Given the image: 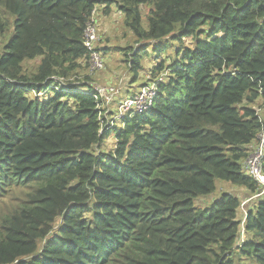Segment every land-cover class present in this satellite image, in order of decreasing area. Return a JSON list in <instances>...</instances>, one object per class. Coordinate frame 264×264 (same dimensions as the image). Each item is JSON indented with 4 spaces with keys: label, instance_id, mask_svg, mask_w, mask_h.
Masks as SVG:
<instances>
[{
    "label": "trees",
    "instance_id": "16d2710c",
    "mask_svg": "<svg viewBox=\"0 0 264 264\" xmlns=\"http://www.w3.org/2000/svg\"><path fill=\"white\" fill-rule=\"evenodd\" d=\"M112 7L151 48L123 49L131 84L143 56L147 84L162 76L115 126L70 80ZM261 120L264 0H0V199L24 190L0 209V264H264L263 189L243 170ZM218 182L240 191L197 208Z\"/></svg>",
    "mask_w": 264,
    "mask_h": 264
},
{
    "label": "rangeland",
    "instance_id": "374dc122",
    "mask_svg": "<svg viewBox=\"0 0 264 264\" xmlns=\"http://www.w3.org/2000/svg\"><path fill=\"white\" fill-rule=\"evenodd\" d=\"M97 12V23H98V29H99V40L96 46V50L101 54L104 51L112 52L110 56L104 57L102 60L104 62V68L102 71L99 72H91L89 70V66L87 64L81 63V68L79 69L77 75L74 77V75H71L70 80L73 82V84L80 83L81 85L83 83H88L92 88L96 87H112L115 90V96L112 100L109 102H106L104 105H102L100 108L105 110V117L107 119L114 117V115L117 113V103L120 100V95L124 94V90H121L122 88L119 86V81L122 79V81H126L128 85V90L124 98H127L133 94H135L140 88H142L145 84L149 82V72L151 68L154 66V58H151L149 56H143L141 59V64L144 69V71L139 75V78L131 84L132 79L130 74L128 73L127 78L124 77L123 72L127 71V65L124 64V62H120L126 59H130L131 57L127 58L123 54L127 53V50H130L134 52H140L143 49H148V53L150 54L151 48L149 47L150 44L147 43H140L136 44L135 38L132 36V34L129 32V30L125 27L123 22V17L118 13V11L115 9V7H112V12L108 16H104L101 12V8H96ZM107 48V49H103ZM123 49H127L125 52ZM168 52L165 54L164 57H171L173 56L172 51L173 48H169ZM105 53V52H104ZM169 58H166L168 60ZM117 59V60H116ZM117 61L116 64L112 65L113 62ZM39 61L35 62H28L27 67L29 69H32L38 64ZM104 71V72H103ZM103 73V77H98V73ZM126 74V73H125ZM115 77L114 81L111 83H103L105 81L104 77ZM78 82H75L77 81ZM153 81V80H152ZM39 100L43 99V95L39 94L37 95ZM257 106V105H256ZM254 106L255 110H257V107ZM112 119H110L111 121ZM109 121V122H110ZM116 123V122H115ZM119 124H110V126H115ZM111 128V127H110ZM114 146V140H113V133H110V136L102 143V150H113ZM24 190H15L13 193V197L10 199H0V209L5 207H10L13 203L18 201V198L22 196ZM236 191H240L239 188L233 187L229 184H225L222 182H218L216 186V191L209 197L206 198H200L196 201V207L197 208H211L213 203L219 199L220 194L223 192H231L236 193ZM239 194V193H238ZM242 192L239 194L240 198L242 197ZM264 195V191L260 193L259 197ZM258 196L251 197L250 204L256 199ZM250 204L245 201V199L242 201V205L240 209L238 210V219L241 220L242 224L240 227V242L244 239H246V235L244 233V227H243V221L245 218L246 213V207L249 208Z\"/></svg>",
    "mask_w": 264,
    "mask_h": 264
},
{
    "label": "built area",
    "instance_id": "2783aa9c",
    "mask_svg": "<svg viewBox=\"0 0 264 264\" xmlns=\"http://www.w3.org/2000/svg\"><path fill=\"white\" fill-rule=\"evenodd\" d=\"M98 32L97 12L94 10L83 36V46L88 52V59L86 62L91 72H98L104 68L101 54L96 50L99 40ZM160 81H162V76L159 77L156 82L150 85H144L135 94L120 100L117 113L111 118L110 124L116 121L119 122L122 118L131 114L142 113L151 108L157 95V82ZM93 91L96 93L95 99L99 98L102 100L101 106L104 105L105 101L109 102L112 100L116 93L112 87H96L93 88ZM253 109L255 108L253 107ZM255 111L257 113L260 112L258 108ZM261 123L262 129L257 134L254 145L250 147V154L243 162V170L250 178L256 181L264 191V173L262 171L264 162V120H261Z\"/></svg>",
    "mask_w": 264,
    "mask_h": 264
},
{
    "label": "crops",
    "instance_id": "0c3cea01",
    "mask_svg": "<svg viewBox=\"0 0 264 264\" xmlns=\"http://www.w3.org/2000/svg\"><path fill=\"white\" fill-rule=\"evenodd\" d=\"M103 49H107V48H103ZM111 54H113L111 51L110 52H108V51H105V53L103 52V53H101V57H102V60L104 59V57H106V56H110ZM117 60V59H116ZM122 61H120V62H123L124 60L123 59H121ZM104 63V62H103ZM117 63V61H115V62H113L112 63V65H114V64H116ZM102 71V70H101ZM99 72V71H98ZM104 72V71H103ZM126 73V74H125ZM123 74H124V77H126L127 78V75H128V72H123ZM98 77H103V73L101 72V74L100 73H98ZM105 78V81H103V83H106L107 85H108V83H111L112 81H114V79H115V77H108V76H106V77H104ZM127 84V82L124 80V81H122V79L119 81V86L122 88L121 90H124V94H122V95H120V100H122V99H124V97H125V95H126V93H127V90H128V85H126ZM119 100V101H120ZM119 101H118V103H117V106H116V109H117V107H118V104H119ZM106 120H108V121H110V119L111 118H109V119H107V118H105ZM246 201V200H245ZM250 201H251V199L250 200H248L247 202L250 204Z\"/></svg>",
    "mask_w": 264,
    "mask_h": 264
},
{
    "label": "clouds",
    "instance_id": "9594fccd",
    "mask_svg": "<svg viewBox=\"0 0 264 264\" xmlns=\"http://www.w3.org/2000/svg\"><path fill=\"white\" fill-rule=\"evenodd\" d=\"M98 17V16H97Z\"/></svg>",
    "mask_w": 264,
    "mask_h": 264
}]
</instances>
